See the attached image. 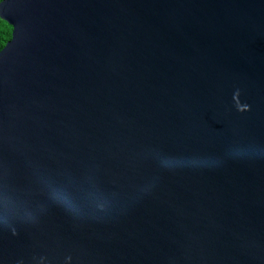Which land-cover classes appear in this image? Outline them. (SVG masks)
<instances>
[{
	"label": "water",
	"instance_id": "water-1",
	"mask_svg": "<svg viewBox=\"0 0 264 264\" xmlns=\"http://www.w3.org/2000/svg\"><path fill=\"white\" fill-rule=\"evenodd\" d=\"M0 17V264H264V0Z\"/></svg>",
	"mask_w": 264,
	"mask_h": 264
},
{
	"label": "trees",
	"instance_id": "trees-1",
	"mask_svg": "<svg viewBox=\"0 0 264 264\" xmlns=\"http://www.w3.org/2000/svg\"><path fill=\"white\" fill-rule=\"evenodd\" d=\"M12 32L13 27L0 17V51L12 39Z\"/></svg>",
	"mask_w": 264,
	"mask_h": 264
},
{
	"label": "clouds",
	"instance_id": "clouds-1",
	"mask_svg": "<svg viewBox=\"0 0 264 264\" xmlns=\"http://www.w3.org/2000/svg\"><path fill=\"white\" fill-rule=\"evenodd\" d=\"M237 109L238 111H241V112L249 110L247 107H240L239 103H237Z\"/></svg>",
	"mask_w": 264,
	"mask_h": 264
}]
</instances>
